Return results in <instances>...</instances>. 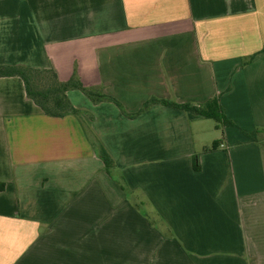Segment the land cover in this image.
<instances>
[{
	"label": "crops",
	"instance_id": "obj_1",
	"mask_svg": "<svg viewBox=\"0 0 264 264\" xmlns=\"http://www.w3.org/2000/svg\"><path fill=\"white\" fill-rule=\"evenodd\" d=\"M263 49L264 0H0V65L122 105L50 117L0 78V264H264Z\"/></svg>",
	"mask_w": 264,
	"mask_h": 264
},
{
	"label": "trees",
	"instance_id": "obj_2",
	"mask_svg": "<svg viewBox=\"0 0 264 264\" xmlns=\"http://www.w3.org/2000/svg\"><path fill=\"white\" fill-rule=\"evenodd\" d=\"M260 53H264V49ZM251 58H253V56L249 59ZM2 77H20L24 81L27 97L32 100L44 112V114L50 117H64L68 114H80V110L76 109L72 105L67 96V92L70 90H80L93 103L110 101L114 102L122 109V105L113 97L106 95L102 88L85 87L80 82L76 74H74L69 81L61 82L58 79L57 73L53 69H35L23 65H0V78ZM155 102H162L177 108L193 111L205 118L222 122L226 126H236L231 120L219 113V103L217 99L208 101L203 105H179L172 102L152 99L144 104L139 113L145 111ZM126 115L134 116L137 114ZM245 134L252 143H258V130L246 132ZM217 148L218 143H214L211 150H215ZM98 153L108 171L115 166L111 155L103 146L100 147ZM194 164L196 169H198L199 166L197 156L194 157Z\"/></svg>",
	"mask_w": 264,
	"mask_h": 264
},
{
	"label": "rangeland",
	"instance_id": "obj_3",
	"mask_svg": "<svg viewBox=\"0 0 264 264\" xmlns=\"http://www.w3.org/2000/svg\"><path fill=\"white\" fill-rule=\"evenodd\" d=\"M209 123H211V124H208V125H213L212 127L211 126H209V127H211V129H210V131H209V140L213 137V136H216L217 134L215 133V135H214V126H216V125H218L217 124V122L215 121V120H210L209 121ZM233 127H237V126H233ZM238 128V127H237ZM240 131L244 134V135H246L245 133V131H242L241 129H240ZM210 133H211V135H210ZM222 138V134H221V136H220V138L219 139H221Z\"/></svg>",
	"mask_w": 264,
	"mask_h": 264
}]
</instances>
